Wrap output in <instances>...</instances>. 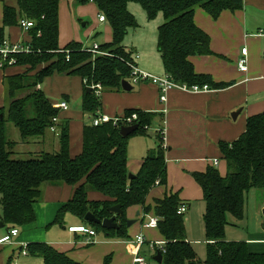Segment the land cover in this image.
<instances>
[{
	"label": "trees",
	"instance_id": "obj_1",
	"mask_svg": "<svg viewBox=\"0 0 264 264\" xmlns=\"http://www.w3.org/2000/svg\"><path fill=\"white\" fill-rule=\"evenodd\" d=\"M93 3L111 29V42L100 46L104 55L94 56L82 50L75 42L60 49L58 46L59 0H19V20L34 22L28 31L32 40L29 54L15 55L12 67H26L22 74L3 79L5 105L0 108V222L8 231L26 227L35 221L33 206L43 197V187H72V196L57 212L53 224L62 225L66 214L84 222L87 213L98 220L111 218L108 209L119 205L122 214L116 217L118 231H104L89 224L94 232H104L107 237L127 239L126 210L140 206L144 215L152 212L157 220V230L164 239L161 264H264V254L251 253L243 241L231 242L225 238V228L231 225L229 217L243 218L245 196L250 190H264V113L249 117L245 132L234 142L219 143V151L226 164V174L221 176L214 167L203 173L192 174L200 187L205 205L202 216L206 258L201 260L192 245L186 241L183 215L177 210L182 205L178 194L165 195L155 200L153 207L146 206V198L156 186H166L167 170L158 137V146L143 160L140 170L129 179L127 172V142L129 137L119 134L123 122L99 126H84L82 150L78 156L69 155L68 122L56 124L55 135L59 149L40 152L28 159H16L17 143L7 139V124L13 125L20 145L44 144L52 119L60 113L52 107L44 93L37 87L53 74L76 76L87 81L82 94L83 113L95 117L101 107L100 97L86 89L100 84L103 92L121 91V82L129 81L132 54L123 45V39L137 23L128 10L130 3L140 5L148 20L159 14L163 22L157 29V52L165 75L179 85H207L219 90L230 84H216L211 78L197 75L190 57L210 56V39L199 29L193 15L197 9L205 11L216 20L223 11L235 12L242 8L243 0H74V6ZM16 11L5 7L3 28L18 25ZM0 30V41H3ZM66 51H68V61ZM8 67V68H12ZM136 67V66H135ZM7 69V68H5ZM33 73V74H32ZM137 115L132 122L138 129L133 134L145 135L153 117L152 113L127 110L124 117ZM94 192L105 201H90ZM86 223V222H84ZM6 232V233H7ZM26 254L39 258L42 264H78L65 254L43 243L26 245ZM111 257L103 264H110Z\"/></svg>",
	"mask_w": 264,
	"mask_h": 264
},
{
	"label": "crops",
	"instance_id": "obj_2",
	"mask_svg": "<svg viewBox=\"0 0 264 264\" xmlns=\"http://www.w3.org/2000/svg\"><path fill=\"white\" fill-rule=\"evenodd\" d=\"M18 2L19 0H0L1 37L4 41L10 43L29 44L32 40L31 34L21 30L18 25L3 28V11L5 7L15 9L16 18L19 20ZM64 5L68 8V14ZM87 5H91L99 16L98 9L93 3ZM84 8L85 5L75 7L74 0H70V2L69 0H59L58 46L60 49L72 42L84 47L79 41L75 40L78 24L74 22L75 12L80 18L85 16V14H82ZM193 21L199 29L208 35L212 52L210 56H195L188 59L194 72L197 75L210 77L212 82L216 84H230V86L219 90L211 88L208 92L200 93H187L173 89L167 92L166 101L163 103L160 102L161 94L156 86L150 83H139L132 86L133 89L129 92L123 90L102 92L100 97L101 107L98 111V114L106 115L111 119L123 117L127 110L155 115L148 127L151 131L149 129L145 135L131 134L128 136L126 148L127 172L132 176L137 175L146 156L157 149L158 137H160L164 145L167 184L152 189L146 198L145 205L153 207L155 200H161L165 195L177 193L182 205L186 207L185 215L189 216L185 221V225L192 223L194 213L198 217H202L205 209L202 191L194 181L192 174L203 173L208 167H214L213 161L216 160L218 165L214 168L218 170L221 176H225L226 164L220 154L219 143L230 144L236 141L245 132L247 119L264 113V36L259 35L260 31L264 29V0H243V6L240 10L235 12L223 11L216 20H213L202 9H197L193 15ZM97 24L104 26L106 33L104 44L110 43L112 36L108 24L99 22L98 18ZM86 25V23H83L80 27L85 28ZM95 28L86 33L87 39L93 35ZM242 48L247 49L246 73H241L237 65L241 58ZM132 59L133 62L138 61L140 56L138 54L132 55ZM25 71L26 67L19 66L0 70V108L5 105L3 79L8 76L22 74ZM57 76L61 78L69 77L68 80L71 84L68 86L67 94L62 93L61 98L56 99L57 102L52 101L54 97H47L48 95L46 96L40 85L37 88L45 94L52 107L59 102L67 103L68 109L60 111L57 124L63 121L68 122L69 155L75 157L82 150L84 126L79 123L80 129L75 130L73 136L72 129L79 128L76 125L78 119L83 117V111L71 110V105L78 102L77 105L81 109L80 104L84 91L83 81L76 76ZM235 112H238V115L233 119L231 116ZM53 134L48 131L44 139V144L46 142L48 144L46 147L47 152H56L59 149L57 137ZM16 139L11 141L17 143L15 147L17 156L32 155L25 151L29 145H20L19 142L15 141ZM72 140L79 141V148L70 146ZM32 145L38 147L41 144L33 143ZM52 188L57 189L55 199H51ZM42 190V200L33 206L35 214L33 224L36 222L41 227L57 226L53 224L54 218L58 210L70 200L73 189L62 185L46 186ZM88 199L90 201H105V198L94 192L88 194ZM42 203L47 204L40 207ZM263 209L264 190H250L245 196L242 221L231 220V217L228 219L231 225L225 228L227 241H243L247 244L251 253L264 254ZM67 215L70 214H66L65 217ZM147 216H151L149 219H156L152 212L144 215L140 206L128 208L126 210V220L133 221L134 224L127 228V239L120 238L116 240H109L107 236L105 239H101L98 236L99 232H95V236L69 233L68 228L70 227H84L83 221L73 217L78 221L68 220L69 227L67 228L66 238L63 239V236L59 241L48 240L46 245L59 253L65 254L78 264H103L104 259L108 256L111 257L110 264H118L120 261L133 264L130 256L131 238L136 237L139 232L142 235L145 230L149 232L158 231L157 228H146L144 226L148 222L144 224V219ZM189 218H191V222ZM33 224L27 227H31ZM239 224L241 225V228H239L241 229L240 237L235 238L230 231L226 232L228 228H238ZM64 227L65 225L61 227L62 230H65ZM202 228L204 232L203 221ZM88 229L93 230L90 227ZM31 235V232L26 233V238L23 239L27 242L26 245L33 242L38 243V239L34 236L31 237ZM18 237L19 234L13 239L16 242L7 246L12 247L11 252H14L23 242L17 241ZM159 237L160 241L155 240L152 242H164L163 237L161 235ZM186 241L192 245L199 257L195 249L198 241L188 240L187 238ZM26 256L27 259L23 264H42L41 259L28 254ZM11 258L10 253L5 258L0 256V264H9ZM17 259L14 264H21V259L19 261Z\"/></svg>",
	"mask_w": 264,
	"mask_h": 264
},
{
	"label": "rangeland",
	"instance_id": "obj_3",
	"mask_svg": "<svg viewBox=\"0 0 264 264\" xmlns=\"http://www.w3.org/2000/svg\"><path fill=\"white\" fill-rule=\"evenodd\" d=\"M65 7L66 6L64 5V8ZM65 10H66V13L68 14L67 7L65 8ZM128 10L134 16L135 21L137 23V27L135 29L128 31V33L125 35L123 39L122 45L128 51H130L133 56H135L136 54L140 56V59L138 61L136 60H135L136 62L134 61L136 69L139 72L149 74L153 77H157L161 79L164 78L165 74L163 73V67H162L160 58L158 56L157 47H156L157 29L163 22L162 16L159 14L154 19L148 20L143 8L136 3H130L128 5ZM82 14H85V16L80 18L77 16V12L74 13V16H75L74 22L78 24L77 25L78 29L76 31L77 34L75 36V40L79 41L85 48L86 47L89 48V46L91 47L93 44H96L97 46L100 47V45L104 44L105 42L106 33L104 31L105 30L104 26L103 25L100 26L97 24L98 15L96 14V11L91 7V5L86 4L85 8L83 9ZM83 23L87 24L85 28L80 27L81 24ZM93 28H95V32H93V35H91V37L87 39L86 33L91 31ZM15 32L17 31L15 30ZM59 44L62 45L60 42ZM63 77H66V76H63ZM68 79L69 77L61 78V77H58L57 74H53V75L46 77L43 80V82L40 84V86L43 92L46 94V96L48 95L47 97L49 98L54 97L52 98V101L57 102L56 99H60L61 98L60 95L62 93L67 94L68 92V86L71 85ZM77 103L78 102H74L71 105V110L76 109V110L82 111V108L80 109ZM92 120H93V117H90L87 113H83V117L82 118L80 117L78 119V124L76 125L79 128H75L74 130L72 129V136L75 130L80 129L79 123H81L83 126H91ZM149 129L150 128H148L147 131ZM7 139L9 141L16 139L15 140L16 142H20L19 134L17 130L11 124H7ZM78 142L79 141L72 140L70 142V146L72 145V146H76L77 148H79ZM47 145H48L47 142L44 144V146L42 144V145H38V147L37 145L34 147L32 144H30L25 151H27L28 153H31L32 155H26L23 157L16 156L15 158L16 159H28V158L36 157L38 156L37 153L39 154L40 152H47L46 151ZM51 190H52L51 199H55L57 197L55 193L57 189L52 188ZM46 204L47 203H42L40 207H43ZM185 213L183 214V216L185 215ZM150 217L151 216H147L144 219V224L145 222L149 220ZM188 217L189 216H187V214L183 217L184 225ZM230 219L233 220L232 217ZM242 219L239 221H242ZM68 220H71L74 222L78 221L77 219H74L70 215H67L62 225L51 226V227H49L48 225V226L41 227L40 224H37L35 222L33 226L31 227L26 226V227L17 228L16 230L19 234L17 241H23L19 246L20 249L18 247L14 252H11L12 247L11 246L7 247L10 244L16 242V240H13L14 239L13 238L10 244H4L6 246H0V256L5 258L10 253L12 258L10 259L9 264H14L17 258H18L17 261L21 259V264H23L24 261L27 259L26 258L27 256L25 255V251H24V246H26L27 242L23 240L26 238L27 232H31L32 234L31 237L34 236L35 238H37L38 243L43 242V244H47L48 240L59 241L60 239H62L63 236H64L63 239L66 238V234H68L67 232V228L69 227ZM189 221L191 222V218H189ZM82 224L85 228H89L88 227L89 225L87 223H82ZM63 225H65L64 227L65 230H62L61 228L63 227ZM185 228H186L185 237L188 240L192 239L193 241H198L197 244L195 245V249L197 250V253L200 259L204 260L206 258V243L204 242L205 233L203 232V228H202V217H198L196 213H194V216H192V223H190L189 225H185ZM239 228H241L240 224L238 225V228H235V229L228 228L226 232L228 233L230 231L233 237L238 238L240 237V234H241L240 233L241 229ZM6 232H7L6 229H0V239L6 234ZM138 235H141L140 232L137 234V236ZM159 235L160 234L158 231L149 232L145 230L142 232V237L145 243L140 247L139 256L143 258L145 264H158L153 260V255H152V252L149 250V246H150V242L152 241H155V240L160 241ZM98 236L101 239L106 238V235L104 232H99ZM108 239L116 240L120 238L112 236V237H108ZM134 239L135 237L131 238L132 241ZM118 264H126V263H124V261H120Z\"/></svg>",
	"mask_w": 264,
	"mask_h": 264
},
{
	"label": "built area",
	"instance_id": "obj_4",
	"mask_svg": "<svg viewBox=\"0 0 264 264\" xmlns=\"http://www.w3.org/2000/svg\"><path fill=\"white\" fill-rule=\"evenodd\" d=\"M98 21L103 23L105 22V18L103 15L98 16ZM18 26L21 30L24 32H28L30 29L33 28L34 22L29 20H19ZM260 36H264V29L260 31ZM83 51L91 53L94 56H101L104 55L102 51L100 50V47L96 44H93L89 48H82ZM31 48L28 44H22V43H10L7 41H0V70H4L5 68L12 67L16 63L15 55L18 54H29L31 53ZM67 55V61H68V51H66ZM238 69L241 73L247 72V49L242 48L241 50V58L239 59L238 63ZM131 76L130 80L128 81L131 86L138 85L139 83H150L158 88L160 91V102L166 101V94L170 90H180L182 92L187 93H200V92H208L211 88H209L207 85H193V86H187L186 84L179 85L176 84L172 78L168 75H165L164 78H157L153 77L149 74L141 73L139 72L135 66H132ZM87 81L83 80V85H86ZM91 90L94 91L95 95L98 97H101L102 94V87L100 84H94L89 86ZM53 108L58 109L59 111H66L68 109V105L66 102H59L56 104ZM137 119L136 114H132L130 117H121V118H114L111 119L106 115L103 114H96V116L92 120L93 126H99L102 124H108L112 123L113 125H116L119 122H123L127 124L128 126H132V122H134ZM57 117L52 119L53 126L49 129L51 133H56V124H57ZM162 148L164 149V145H162ZM218 162L216 160L213 161V166L217 167ZM186 212V207L184 205H181L178 210V215H183ZM146 228H156L157 227V220L156 219H149L148 222L144 225ZM69 233H76V234H82V235H88V236H95V232L93 230H90L85 227H70L68 228ZM18 232L16 229H12L8 231L1 239H0V245L4 244H10L11 240L17 236ZM144 239L142 235L136 236L135 239L132 241V249L130 251V256L132 258L133 264H145L143 258L139 256V250L140 247L144 244ZM164 242H150L149 250L152 252V254L155 256L158 252H163ZM24 251L26 255V246H24Z\"/></svg>",
	"mask_w": 264,
	"mask_h": 264
},
{
	"label": "water",
	"instance_id": "obj_5",
	"mask_svg": "<svg viewBox=\"0 0 264 264\" xmlns=\"http://www.w3.org/2000/svg\"><path fill=\"white\" fill-rule=\"evenodd\" d=\"M121 88H122L123 91H126V92H129V91H131L133 89L128 81H122L121 82ZM86 92H90V88H87ZM237 115H238V112H235V113L232 114L231 117L233 119H235V117ZM0 118H2V115H0ZM137 129H138L137 125L126 126V127L123 126V127L120 128L119 134H120V136L126 138L129 135H131L134 132H136ZM133 177L134 176L129 175V179H133ZM108 212L111 213L113 216L111 218H107V219H104V220H98L92 214L87 213L85 215V217H84V222L100 226L101 229L104 230V231H118L120 229V224H118L116 222V217L118 215L122 214L121 206H119V205L113 206V207L108 209ZM262 216L264 217V209L262 210ZM133 224H134L133 221H127L126 222V227L130 228ZM0 229H4V225L1 222H0ZM153 260L156 263L161 264V262H162L161 254L160 253H156V255L154 256Z\"/></svg>",
	"mask_w": 264,
	"mask_h": 264
}]
</instances>
